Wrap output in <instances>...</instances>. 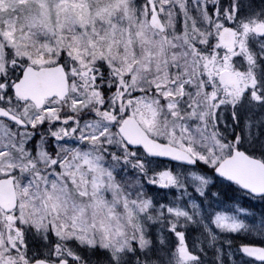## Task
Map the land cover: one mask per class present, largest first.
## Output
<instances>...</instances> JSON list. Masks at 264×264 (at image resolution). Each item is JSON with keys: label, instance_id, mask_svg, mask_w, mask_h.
<instances>
[{"label": "snow or ice", "instance_id": "snow-or-ice-1", "mask_svg": "<svg viewBox=\"0 0 264 264\" xmlns=\"http://www.w3.org/2000/svg\"><path fill=\"white\" fill-rule=\"evenodd\" d=\"M0 264H264V0H0Z\"/></svg>", "mask_w": 264, "mask_h": 264}]
</instances>
